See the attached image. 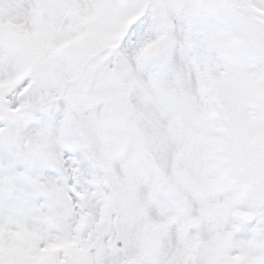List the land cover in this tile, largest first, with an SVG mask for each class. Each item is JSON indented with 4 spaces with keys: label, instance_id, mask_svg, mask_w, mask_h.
<instances>
[{
    "label": "rangeland",
    "instance_id": "1",
    "mask_svg": "<svg viewBox=\"0 0 264 264\" xmlns=\"http://www.w3.org/2000/svg\"><path fill=\"white\" fill-rule=\"evenodd\" d=\"M0 264H264V20L0 0Z\"/></svg>",
    "mask_w": 264,
    "mask_h": 264
},
{
    "label": "water",
    "instance_id": "2",
    "mask_svg": "<svg viewBox=\"0 0 264 264\" xmlns=\"http://www.w3.org/2000/svg\"><path fill=\"white\" fill-rule=\"evenodd\" d=\"M230 2L234 7L242 9L248 13H251L264 19V10L255 7L248 0H230Z\"/></svg>",
    "mask_w": 264,
    "mask_h": 264
}]
</instances>
